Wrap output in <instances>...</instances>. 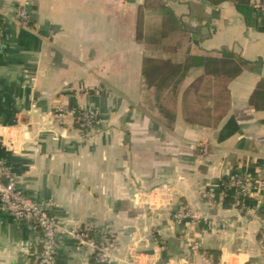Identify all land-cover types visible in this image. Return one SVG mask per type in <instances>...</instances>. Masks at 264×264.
I'll return each instance as SVG.
<instances>
[{
  "label": "crops",
  "instance_id": "0c3cea01",
  "mask_svg": "<svg viewBox=\"0 0 264 264\" xmlns=\"http://www.w3.org/2000/svg\"><path fill=\"white\" fill-rule=\"evenodd\" d=\"M23 1L28 27L15 15ZM144 2L0 0V160L59 224L55 264H93V249L72 236L87 224L93 242L113 244L107 264H264V189L243 208L228 186L264 180V103L250 105L264 87V10L251 7L247 25L235 0H155L168 13L146 20L152 29L187 34L191 55L226 49L248 62L227 83V109L212 112L203 70L190 68L164 118L142 88ZM86 108L98 113L92 130L57 116ZM40 235L0 207V264H33Z\"/></svg>",
  "mask_w": 264,
  "mask_h": 264
},
{
  "label": "trees",
  "instance_id": "16d2710c",
  "mask_svg": "<svg viewBox=\"0 0 264 264\" xmlns=\"http://www.w3.org/2000/svg\"><path fill=\"white\" fill-rule=\"evenodd\" d=\"M235 8L245 23L250 25L252 14L250 0H235ZM146 13L148 16H145ZM158 13H162L163 16ZM166 13H168L166 10L158 8L155 0H145L144 5L138 9L136 39L144 44L145 49L142 88L144 98L149 101L147 108H154L162 117L170 118L168 108L175 103L185 79V72L190 68H201L206 78L205 86L212 89L210 97L213 102L212 112L215 114V109L222 106L227 109L229 107L227 83L241 74L248 62L226 49L191 55L193 49L189 46L185 49L182 46L184 39L188 37L187 34L182 32L169 34L167 27H171V24H168L169 26L165 24ZM155 17L165 20L163 25L156 24V30L152 29L153 26L155 27L154 24H146V20H153ZM171 38L179 40L181 45L169 47L162 44ZM169 52L171 55H168ZM262 103H264V87L259 83L250 98V105L259 109ZM203 112L210 115L211 111L203 108Z\"/></svg>",
  "mask_w": 264,
  "mask_h": 264
},
{
  "label": "built area",
  "instance_id": "2783aa9c",
  "mask_svg": "<svg viewBox=\"0 0 264 264\" xmlns=\"http://www.w3.org/2000/svg\"><path fill=\"white\" fill-rule=\"evenodd\" d=\"M250 5L254 10H264V0H250ZM20 23L31 22V10L27 1L20 3L15 12ZM0 24V48L4 44L3 30ZM71 115L83 130H91L99 124L97 111L86 108L80 111L57 112V116L63 118L64 115ZM228 186L233 191L237 205L245 206L246 200L257 189H264V180L252 181L246 176H236ZM0 207L5 212L11 214L16 220L30 225L40 232L37 244L40 251L33 264H55V257L62 230L55 218L48 212V204L33 202L26 198L21 192L15 175L0 160ZM193 212H179L176 219L181 220L188 217H195ZM93 227L91 224L84 225L72 232L73 238L81 245H89L93 249V264H107L114 258L113 244L103 241L96 244L90 239ZM259 248L264 254V229L259 232Z\"/></svg>",
  "mask_w": 264,
  "mask_h": 264
},
{
  "label": "water",
  "instance_id": "95a60500",
  "mask_svg": "<svg viewBox=\"0 0 264 264\" xmlns=\"http://www.w3.org/2000/svg\"><path fill=\"white\" fill-rule=\"evenodd\" d=\"M129 193L132 194V190H130ZM123 231L126 232V233H132L133 229L132 228H125V230H123ZM146 253L149 254V255L153 254L152 251H148ZM157 264H164V262L160 261V262H157Z\"/></svg>",
  "mask_w": 264,
  "mask_h": 264
},
{
  "label": "rangeland",
  "instance_id": "374dc122",
  "mask_svg": "<svg viewBox=\"0 0 264 264\" xmlns=\"http://www.w3.org/2000/svg\"><path fill=\"white\" fill-rule=\"evenodd\" d=\"M23 2H25V1H23ZM23 2H22V3H23ZM27 2H28V4H29V1H27ZM29 5H30V4H29ZM250 6H251V5H250ZM31 16H32V15H31ZM19 24H20L21 26H25V27H28V26L30 25V23H28V24H24V23H20V22H19ZM92 129H93V128H92ZM92 129H91V130H92Z\"/></svg>",
  "mask_w": 264,
  "mask_h": 264
}]
</instances>
